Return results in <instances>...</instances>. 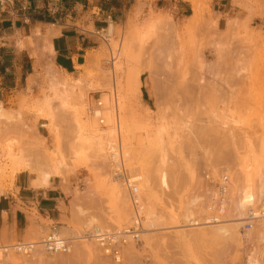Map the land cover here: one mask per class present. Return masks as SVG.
Listing matches in <instances>:
<instances>
[{
    "label": "rangeland",
    "instance_id": "1",
    "mask_svg": "<svg viewBox=\"0 0 264 264\" xmlns=\"http://www.w3.org/2000/svg\"><path fill=\"white\" fill-rule=\"evenodd\" d=\"M177 1L141 5L124 23L98 33L95 50L75 78L55 67L50 38L31 34L34 63L27 89L16 94L19 109L5 112L0 106L6 115L0 118V183L8 192L16 167L50 173L62 164L63 172L56 170L62 182L59 216L44 220L30 210L26 217L36 236L23 242L0 220V264H246L250 254L260 264L253 252L241 249L236 232L225 241L215 237L213 227H191L183 217L187 211L196 219L204 215V174L229 170L253 176L264 168V0H233L240 13L228 17L223 30L211 17L210 0H187L192 12ZM139 79L148 97H141ZM113 82L123 153L130 151L125 163L142 178L144 204L140 241L122 248L120 263L105 257L91 238L94 227L114 232L131 224L127 194L108 164L117 132L104 136L95 153L80 141L87 125L113 128L91 113L97 101L103 113L104 96L114 106ZM21 111L42 112L46 138L15 121ZM160 172L167 187L160 185ZM117 186L125 192V206ZM145 207L158 220L153 218L156 230L147 232ZM54 227L68 240V254L14 252L17 243H39Z\"/></svg>",
    "mask_w": 264,
    "mask_h": 264
},
{
    "label": "crops",
    "instance_id": "2",
    "mask_svg": "<svg viewBox=\"0 0 264 264\" xmlns=\"http://www.w3.org/2000/svg\"><path fill=\"white\" fill-rule=\"evenodd\" d=\"M160 0H0V106L5 111H18L15 100L19 91L27 89V80L33 69L29 38L39 31L50 38L55 67L66 76L75 78L87 55L95 50L97 34L109 25L124 23L128 15L144 5L157 6ZM172 0H169L171 2ZM144 2V3H143ZM188 11L192 12L189 2ZM145 9V8H144ZM209 9L217 28L227 26V18L240 11L233 7V0H210ZM18 44H22L19 48ZM25 59V63H21ZM141 97L148 93L139 79ZM22 84V85H20ZM5 111V112H6ZM1 113V111H0ZM33 112L21 111L15 121L35 128L44 138L49 133L47 120ZM2 114V113H1ZM6 115H0L5 118ZM43 132V134H42ZM3 151L0 149V160ZM53 179V180H52ZM34 176L28 168L16 167L12 187L7 192L0 183V220L14 237L23 242L36 236L26 214L35 209L44 220H56L60 208L59 177H51L53 186H33ZM53 182V183H52Z\"/></svg>",
    "mask_w": 264,
    "mask_h": 264
},
{
    "label": "built area",
    "instance_id": "3",
    "mask_svg": "<svg viewBox=\"0 0 264 264\" xmlns=\"http://www.w3.org/2000/svg\"><path fill=\"white\" fill-rule=\"evenodd\" d=\"M6 1V0H3ZM0 4H2L0 2ZM113 101L118 100L117 96ZM114 103V102H113ZM117 103V102H116ZM96 107H100L99 101ZM92 112V111H91ZM100 117H98L99 119ZM99 123L102 125V119ZM119 148H111L109 151L108 164L112 170V178L123 185L127 193L130 208L133 213L131 224L114 232H108L99 227H94L91 238L96 243L102 254L109 258L114 263H120L122 248L129 242L138 243L142 234V199L137 187L136 176H131L127 167L123 162H118L116 152ZM257 179V178H256ZM203 181L205 183L206 198L204 203V215L194 221V226L200 227L208 225H217L221 223L236 222L237 232L239 234L258 229L264 230V198L255 195L254 199L249 201V204L241 211L244 216L237 217V213L233 208V202L237 199L231 190L234 187L235 181L237 183V175H232L229 170H224L220 174L214 176L212 173L204 174ZM257 180L255 182V185ZM238 188H241L239 185ZM234 200V201H233ZM39 244L42 251L50 256L65 255L70 251V244L67 239L58 235L56 228L46 234L39 243H17L13 246V250L17 255L30 256ZM244 250L251 251L260 264H264V239L259 241L257 239L251 240L244 244ZM251 255V254H250ZM253 256V255H251Z\"/></svg>",
    "mask_w": 264,
    "mask_h": 264
},
{
    "label": "bare ground",
    "instance_id": "4",
    "mask_svg": "<svg viewBox=\"0 0 264 264\" xmlns=\"http://www.w3.org/2000/svg\"><path fill=\"white\" fill-rule=\"evenodd\" d=\"M185 1H187V0H185ZM112 26V28H114L113 27V25H109V27L107 28V32H108V30H109V28ZM102 32V31H101ZM100 33V32H99ZM108 35H110L109 33H108ZM109 51L111 52V54H113L112 53V51L109 49ZM120 51V48H119V50H117V52H116V54L118 55V52ZM117 55H115V57H112V60H115L116 59V56ZM114 64V63H113ZM115 82H113V97H114V99L116 98L115 96H117V94H116V88H115V84H114ZM104 96V95H103ZM109 97H107V96H104L103 97V106H104V111H103V113H102V103H100V107H96L94 110H92V115L94 116V117H96L97 119H98V117H100L99 119H98V121H100V119H104L105 120V124L106 125H112V123L114 124L113 125V128H111V129H108L109 131L108 132H106V131H100L99 129H97V128H95V125H94V122L92 123L93 125H94V130L92 129V128H90L88 125L86 126V130H85V128H84V130H83V134L80 136V141H81V145H85L84 147H86L85 148V151H86V149H88V151L90 150L91 152H93V153H95V150L98 148V147H100V142H102L103 141V137L104 136H106V135H110V134H113L114 132H117V137H116V144L113 146V148H119V150H118V152H116V157H117V161L119 162H123V164L126 166V163H125V156H128V153L130 152H128L127 150L124 152L125 153V156H124V153H123V148H122V143H121V137H120V128H121V126H120V120H119V116H118V111H117V100L116 101H113L114 103H112V104H114V106H112V107H110V103H109V99H108ZM60 104L64 107L65 105H66V102L65 101H63V100H60ZM42 106V105H41ZM37 110V109H36ZM40 111V110H39ZM0 115H2L1 113H0ZM102 115V116H101ZM104 116V117H103ZM113 116H114V118H113ZM103 117V118H102ZM17 119H18V121H20V116L18 115L17 116ZM104 120H102V122H104ZM103 124V123H102ZM124 124V123H123ZM122 124V125H123ZM105 125V126H106ZM97 126V125H96ZM23 127H24V125H23ZM125 127V126H124ZM122 129H123V127H122ZM125 129V128H124ZM147 129H148V127H147ZM88 132H90L91 134L88 136ZM116 133H114V135H115ZM111 136V135H110ZM247 145V144H246ZM158 146V145H157ZM83 147V148H84ZM249 148H251V146H248ZM262 148H264V146L262 147ZM151 149V148H150ZM147 150H149V148L147 149ZM82 151H84V149H82ZM77 152V151H76ZM75 152V153H76ZM128 152V153H127ZM83 153V152H82ZM85 153V152H84ZM80 155V154H79ZM83 157V156H82ZM108 158H109V153H108ZM62 164H60V165H58L57 167H56V169H54V170H52L50 173H49V171L46 173L45 171V173H41V172H38V171H32V174H33V176H34V181H33V186H43V187H50V186H53L51 183H50V179H51V177H59V175L58 174H60V173H58L60 170L63 172V169H62V166H61ZM127 167V166H126ZM259 167H261V166H259ZM64 168V167H63ZM66 168V167H65ZM64 168V169H65ZM110 168V167H109ZM60 169V170H59ZM127 169H128V167H127ZM261 169V168H260ZM58 172H57V171ZM129 170V169H128ZM110 171H111V174H112V170H111V168H110ZM65 173V172H64ZM159 174H161L160 175V178H159V180H160V182H158V183H160V185H162V186H165V187H167L166 185H167V183H166V176L162 173V172H160ZM241 176H239V174H237V179L239 180V182L237 183V181H235V184H234V187L232 188V190H231V193L232 192H234V193H232V195H233V199H234V195H236V197H237V199H235V201L233 202V208H234V210L237 212V213H239V214H236L237 215V217H239V218H242L243 216H244V214H242L241 213V211L246 207V205L247 204H249V201L250 200H252V199H254V196L255 195H259V197H261V198H264V168L260 171L259 170V172L257 171V173L255 174V175H247L244 171H242L241 172ZM131 176H133L132 174H130ZM61 177H63V175H60ZM158 177V176H157ZM257 178V179H256ZM135 179H137V187H138V182L139 181H141V179L142 178H140L139 176H136V178ZM53 180V179H52ZM256 180H257V183H256V185H255V182H256ZM143 181V180H142ZM53 183V182H52ZM65 184V183H64ZM142 184V183H141ZM140 184V185H141ZM241 186V188H238V186ZM54 187V186H53ZM142 187V186H141ZM140 187V188H141ZM145 187V186H144ZM147 187V186H146ZM145 187V188H146ZM165 187H164V189H165ZM51 188V187H50ZM54 188H56V186L54 187ZM124 188V187H123ZM163 188V187H162ZM115 189L117 190V189H119L120 190V188H118V186L117 187H115ZM138 189H139V187H138ZM142 189V188H141ZM144 189V188H143ZM142 189V191H144ZM149 189H151V188H149ZM124 190H125V188H124ZM118 191V190H117ZM117 191L115 192V193H117ZM119 192V194H118V196L120 197H124L126 200H124L123 202H125L124 203V206H125V204H126V201H127V198L124 196V193L126 192H122L121 190L120 191H118ZM148 193V192H147ZM127 194V193H126ZM144 195V194H143ZM147 195V194H146ZM151 195H152V193H151ZM140 197H141V194H140ZM118 198V197H117ZM122 198H120V200L122 199ZM123 198V199H124ZM122 199V200H123ZM142 199V198H141ZM146 199V198H145ZM150 199V198H149ZM147 200V199H146ZM153 200V199H152ZM195 201L196 200H193V203H195ZM149 202V201H148ZM147 206H148V204L147 203H145ZM130 205V204H129ZM196 205V204H195ZM263 206H264V202H263ZM142 208H144V204H143V201H142ZM146 208V207H145ZM149 208V207H148ZM148 208H146V210H148L147 212H146V210H145V213H146V217H145V221H144V224H145V222H146V224H147V227H148V231L147 232H149L150 230H156L155 229V225H154V222H156V221H153L154 219H156V218H154V213L151 211V210H149ZM187 210H188V208H187ZM186 210V211H187ZM151 211V212H150ZM132 212V211H131ZM170 214H171V212H170ZM173 214V213H172ZM131 215H132V217H133V213H131ZM171 216H173V215H171ZM193 215H192V213L190 212V211H187L186 212V215H184V217H183V220L185 221V223H187V224H191L192 226H194V221L196 220V218H193L192 217ZM154 218V219H153ZM173 219V218H172ZM176 219V218H175ZM174 219V220H175ZM191 219H193L192 221H191ZM157 220V219H156ZM131 221H132V218H131ZM158 221V220H157ZM173 221V220H172ZM159 223V222H158ZM184 223V224H185ZM90 224V223H89ZM95 225L96 223H91V226L92 225ZM172 224V223H171ZM163 225V224H162ZM177 225H178V223H177ZM158 226V225H157ZM167 226V225H166ZM172 226V225H171ZM174 226H176V225H174ZM209 226H211V227H213L214 228V230H215V233H216V235H215V237H217V235L219 236V238H221V239H223V240H225L226 238H228V237H230V236H233L234 234V232H236L237 233V235H238V240H239V244H240V246H241V249H243L244 248V244H246V243H249L251 240H255V239H257V240H259V241H261V240H263L264 239V230L263 229H258V227L254 230H252V231H248V232H246V233H243V234H239L238 232H237V226H238V224L236 223V222H233V219H231V222H227V223H221V224H217V225H208V227ZM161 227V226H160ZM173 227V226H172ZM171 227V228H172ZM179 227H185V225H180V226H178V228ZM211 227H209V228H211ZM176 228V227H175ZM208 228V229H209ZM212 229V228H211ZM56 230H57V232H60L61 231V228H59V227H56ZM204 230V229H203ZM213 230V231H214ZM189 231V230H188ZM187 231V232H188ZM199 231V230H198ZM210 231V230H209ZM195 232V231H194ZM196 232H197V230H196ZM212 232V231H211ZM190 233V232H189ZM187 234V235H190V234ZM199 233V232H198ZM214 233V234H215ZM203 234V233H202ZM184 235V234H183ZM182 234L180 235L181 237L183 236ZM187 235H186V237H187ZM185 236V235H184ZM200 236V235H199ZM88 237H90V236H88ZM180 237V238H181ZM186 237H183V238H186ZM218 238V237H217ZM218 238V239H219ZM187 239V238H186ZM190 239V238H189ZM192 239V238H191ZM220 239V240H221ZM229 239V238H228ZM188 240V239H187ZM227 240V239H226ZM225 240V241H226ZM85 242H86V240H84ZM87 241H88V238H87ZM90 242V241H89ZM132 247V246H131ZM36 250H35V253H37L39 256H43L44 254L45 255H48V254H46V253H44L43 251H42V249H41V247L39 246V244H37V246H36ZM133 249V248H132ZM8 248H6V247H3L2 248V252H8ZM36 256V255H35ZM20 258V257H19ZM248 259V261H247V263L246 264H253V262H255V260L251 257V255H249V257H247ZM24 259V258H23ZM34 259H36V258H34ZM252 259V260H251ZM19 260V259H18ZM27 260V259H26ZM22 261V260H21Z\"/></svg>",
    "mask_w": 264,
    "mask_h": 264
}]
</instances>
